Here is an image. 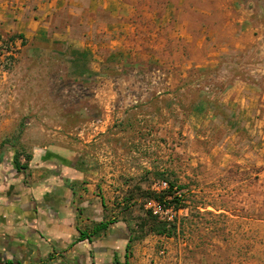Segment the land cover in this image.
Returning a JSON list of instances; mask_svg holds the SVG:
<instances>
[{"label": "rangeland", "instance_id": "1", "mask_svg": "<svg viewBox=\"0 0 264 264\" xmlns=\"http://www.w3.org/2000/svg\"><path fill=\"white\" fill-rule=\"evenodd\" d=\"M131 1L87 50L0 27V171L72 156L131 264H264V0Z\"/></svg>", "mask_w": 264, "mask_h": 264}, {"label": "crops", "instance_id": "2", "mask_svg": "<svg viewBox=\"0 0 264 264\" xmlns=\"http://www.w3.org/2000/svg\"><path fill=\"white\" fill-rule=\"evenodd\" d=\"M15 2L22 9L19 14L14 11ZM129 3L132 1L0 0V27L10 31L12 25L6 21L16 17L15 27L25 39L52 34V42L86 46L87 50V45L97 43L95 31L126 25L122 8ZM32 4L38 5L37 12L29 11ZM65 11L71 20L55 23V15ZM102 12L109 13V18ZM54 158L64 162L45 155L41 161L45 168L27 179L13 170L0 171V264H131L129 227L122 221L108 222L103 204L87 203L91 195L75 185L80 177L72 156ZM59 164L66 169L59 171ZM103 221L106 228L98 230L97 224Z\"/></svg>", "mask_w": 264, "mask_h": 264}, {"label": "trees", "instance_id": "3", "mask_svg": "<svg viewBox=\"0 0 264 264\" xmlns=\"http://www.w3.org/2000/svg\"><path fill=\"white\" fill-rule=\"evenodd\" d=\"M19 36L22 38L23 42L26 40L23 34H19ZM15 162L18 164L17 160H15ZM159 175L164 176V174H161V173ZM165 180L168 182V186L165 189L161 190L160 193H153L150 195V197L152 196V198L156 200L159 204H161L164 198L172 196L173 189L177 184L176 182H178L176 179L171 180L167 177L165 178ZM177 188L181 190L182 186L179 185ZM177 198L178 196L174 195L170 202H178L179 200ZM177 208H180V207L178 206ZM146 214H147L148 220L153 222V225H152L153 231L157 232L158 234L171 235L173 233V230H176V225L173 224L170 226L168 223L161 221L157 215L153 214V210H148ZM103 228H106L104 221L97 224L98 230H101Z\"/></svg>", "mask_w": 264, "mask_h": 264}, {"label": "built area", "instance_id": "4", "mask_svg": "<svg viewBox=\"0 0 264 264\" xmlns=\"http://www.w3.org/2000/svg\"><path fill=\"white\" fill-rule=\"evenodd\" d=\"M164 186H166V183ZM155 206H156V208H159V209L161 208V205L158 202L155 204ZM156 211H157V209H156Z\"/></svg>", "mask_w": 264, "mask_h": 264}]
</instances>
